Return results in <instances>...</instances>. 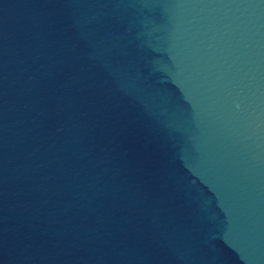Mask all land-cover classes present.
Wrapping results in <instances>:
<instances>
[{"label": "water", "instance_id": "95a60500", "mask_svg": "<svg viewBox=\"0 0 264 264\" xmlns=\"http://www.w3.org/2000/svg\"><path fill=\"white\" fill-rule=\"evenodd\" d=\"M0 264H264V0H0Z\"/></svg>", "mask_w": 264, "mask_h": 264}]
</instances>
